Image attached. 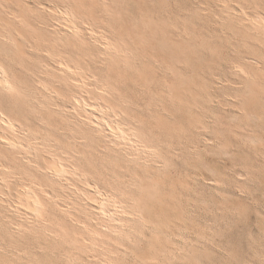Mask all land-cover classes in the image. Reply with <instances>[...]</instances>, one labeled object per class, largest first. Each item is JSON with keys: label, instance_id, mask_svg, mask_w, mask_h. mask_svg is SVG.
Segmentation results:
<instances>
[{"label": "rangeland", "instance_id": "374dc122", "mask_svg": "<svg viewBox=\"0 0 264 264\" xmlns=\"http://www.w3.org/2000/svg\"><path fill=\"white\" fill-rule=\"evenodd\" d=\"M191 1L193 2V5H196V7H201L196 8L191 4ZM191 1L0 0V64L4 65L10 77L12 76L11 78L18 90L17 93H15V95L13 96L12 94H9L7 91L0 88V111L3 112L6 116L14 118L18 130L22 133L24 138L26 137V139L28 140H34V142L38 139L36 141L37 144H40L39 146H42L41 148L44 149H40L39 152L42 150L40 153L38 152L40 156H34V158L32 157V164L30 162L29 164L28 161L26 162V159L24 161V157L22 155H19L18 152L8 149L0 139V190L6 188L4 189V191L0 192V214H3V216L0 215V264H63L64 261L67 262H64V264H73L72 262H69L65 257V253L68 252V254L73 255V252H71L73 246H71L70 242H68V240H64L65 243L63 242L62 244V242H60L62 245L59 246L60 243L57 244L56 239L54 240L53 237L46 234L45 230H40V232L39 229H36L34 227L33 229L32 227H29L30 225L26 226L27 224L24 223L27 222L25 220L28 219L27 216L29 215V210L26 208V206L24 207L20 204V201L22 200L21 198L24 195V185L27 183H37L42 185L43 188L46 187L44 189L49 194L52 192V195L50 194L51 196L47 197L50 199L46 200V214L48 215L46 216V218L48 219V223L50 221L51 225H49V227H52L51 229L55 230L54 224L56 219L63 220L70 228L74 226L73 222L69 221L71 212H68L69 209L65 210L67 209L66 206H68L69 204L71 206L70 200L72 201V198L76 199L75 201L77 203L79 202V206L76 207V209L74 208L76 210L75 212L78 213L76 215H79V218H82V215L84 213L81 211H83V208L86 206L88 207H86V210H88V212L90 213L92 212V214L95 215V213L93 212L94 209L90 208L92 207L91 203L89 205L88 201L87 205H85V197L82 198V195L80 197H77L80 194H77L78 191L75 192V190L73 188H70V186L64 187L63 185H59L60 183L62 184V182L58 181V183L54 177L48 175L49 173L45 168L46 166L42 165H47L48 163L45 161L42 162L44 154H55V149H61L62 144L67 145V148L69 147V149H66V147L64 146V148L62 145V149H65L68 152L73 151L76 156L74 162L80 164L82 167H85L90 172L91 177L89 176L90 178L88 179L92 181V184L96 183L98 187L101 185L99 189L103 191L106 190L105 192H107V190L112 185V187L108 190V192L111 193L110 191H112V189L119 188V186L123 183L125 186L122 184L123 186L121 185L118 191L124 192L125 195L127 194L126 196L128 200L135 199V201H137L138 203L142 205L144 204L143 206H145V210L143 211V216L146 220H148L147 222H145L142 216V218L139 217V222L141 221V224H139V222L136 223L135 227L137 234L135 233L130 238L132 240L128 239L130 236H128V238L125 237L126 239L124 238L123 240L116 238L114 239L111 237L108 238L109 236H106V239L108 238L106 240V243H109V240L112 239V242L114 240V242H116V244H118V246L121 248L116 245L118 247L117 249L115 245H110L113 244L111 240L109 244H106L105 242L99 243L98 241L95 247L88 248L87 252L84 251L85 253L82 252L83 255L81 254V252H79L80 254L78 252H74V256L77 255L76 259L80 255V258L78 257L79 259L76 260H79L78 264L81 262L86 264L88 261L92 262H88L89 264H97L98 262L100 264L102 261L105 264H111V262L113 264H264V127L260 126L261 123H254V121H249L248 119L245 120L247 118L245 117V112L247 110L248 103L246 99L247 93H245L244 91V85L247 80L242 74H238L234 68L236 64L242 63L244 61L243 56H241L238 53L239 50H237V48L241 50L243 47H238V44H236L237 46H235L237 48L233 47L235 45V42H233L232 39L229 38L228 35L230 34L226 33L225 31L223 32V34L220 33L219 30L222 29L223 24L221 22V11H219V7H221V4L218 0H204V3L206 4L204 5V7H206L207 10L202 7V0ZM238 1L239 0L234 1L235 5L241 2L242 5H247L245 2H243V0L241 2ZM255 1L259 2V0ZM206 2L211 3L208 4ZM260 2L264 3L263 0H260ZM199 3L202 5H199ZM201 8L204 9L202 10ZM52 9L53 12L55 11V13L52 12ZM195 9L197 10V12L195 11ZM205 10L206 12L204 13ZM220 10H223L222 7ZM60 12L62 13V15L65 14L64 16L66 18L62 16ZM68 12H71V16L73 17L72 19L71 16L68 17L70 15V13ZM195 12L198 18L195 15ZM57 13H59L61 17ZM199 13L204 15L200 16ZM67 14L68 16H66ZM216 14H218L219 17H217L218 15L216 16ZM207 15L209 16L208 18ZM63 17L64 20L68 19L69 22L72 21L73 24L77 27L78 32L76 34L72 30L68 29V31L66 29L70 28V23L68 24V21L62 20L61 18ZM201 17H205L206 19L202 20ZM197 20L200 21L199 24ZM209 20L211 23L213 22L212 26L214 27L209 24L210 22L207 23ZM202 21L203 23H205V25L201 24ZM217 22L218 24H216ZM63 25L68 27H65ZM202 25L207 26V28L203 27L204 29H201ZM195 27L196 29H194ZM210 27L212 28V33H209V29H211ZM183 28L186 29V31L183 30ZM214 29L215 33L213 34ZM203 30L205 31L203 32ZM90 31H92L93 33ZM162 31H164V35L162 34ZM207 32L210 35H213L210 37L209 34H206ZM186 33L187 36L184 35ZM218 33H220L221 35H218ZM182 35H184V39ZM207 35L209 37H207ZM20 36H22L23 38ZM194 36H196V38ZM206 37L208 39H211L208 40L206 39ZM203 39L205 41H203ZM15 40L17 42H15ZM192 40L194 41V44L196 43V45H193ZM228 40H230L231 42H229ZM210 41L212 43H210ZM172 43H174L173 46H171ZM219 43H223V45H221L220 47ZM205 44L209 45L207 46ZM202 45L204 48L202 47ZM106 46L108 49H110V52H108ZM206 46L207 50L205 51L204 49H206ZM222 46L224 47L222 48ZM213 47L216 49V52ZM208 48L211 49L209 50ZM220 48L222 49V51ZM225 48L228 49L226 50ZM120 49L121 51L123 49L126 52L122 51V53L121 51H119ZM183 49L185 51H182ZM113 50L116 51V54H118L116 55L115 52H112ZM202 50H204L203 52L206 53L207 56L206 54L204 55V53L202 54ZM190 52L192 54H189ZM123 54H125V56ZM208 54L212 55L209 56ZM5 55H7L8 57L6 56L5 58ZM220 55L222 57H220ZM223 56L227 58H223ZM201 57L203 60L199 59ZM204 58H206L207 60H204ZM61 60L62 63L64 62L65 64L60 65L59 63H61ZM217 60L222 61L219 62ZM223 60L225 63L223 62ZM226 60L229 61L226 63ZM234 60L236 61L234 62ZM201 61H203V63ZM225 64H227V68L226 66H224ZM73 65L74 68H72ZM60 66L62 67V69ZM207 66L208 68L210 67L208 69V73L207 70L205 71V69H207ZM222 66L225 67H223L224 70H222L223 68L221 69ZM40 67H43L44 71ZM68 67L71 70H69ZM60 69L62 71H60ZM50 70L52 72H50ZM213 71H218L220 73ZM13 72L16 74V77H14L15 74ZM221 72H224L223 75ZM210 73L213 74V76ZM210 76L211 78H209ZM216 76L218 78H215ZM67 77L68 79H66ZM212 77L214 78V80H212ZM78 79L82 81L84 80L86 86L83 88L78 86L76 84V80ZM86 79L88 80V82L86 81ZM182 79H184V81ZM219 79L221 82L218 81ZM228 79L231 84L233 81H235L238 85H236L234 82L236 86L234 84H232L231 86L228 81H225ZM49 80H51L52 82H49ZM225 82L229 84H226ZM209 84L212 85V87L209 86ZM240 84H243L244 87L242 88V85ZM40 85H42L44 88ZM104 86L107 89L105 93L106 95H104L103 92ZM107 86H109L110 89ZM69 90L73 92L71 93ZM220 90L223 91L221 92ZM111 91H113V93ZM240 91L243 93H241ZM79 92L82 93L80 94ZM55 93L56 95H53ZM67 93H69V95H72L68 97ZM73 93H76V97L82 96L84 95V93H86V97L84 98V100L87 109H84V107L78 105V103L76 104V97L75 95H73ZM101 93H103V96L101 95ZM62 94H65L67 96L65 97V95L63 96ZM109 94L110 96H108ZM223 94L225 95V99L219 98L223 97ZM226 95L228 96V99ZM237 95H239L241 98H239V96L238 98H236ZM123 96L125 97V99ZM233 96L234 98H231ZM39 99L41 101H39ZM73 99L75 102H73ZM88 99H94L95 101L92 100V102ZM122 99L124 101H122ZM36 100L38 103L36 102ZM67 100L70 103H68ZM33 101L35 102L33 103ZM230 101H232L233 103ZM62 102L64 104H62ZM59 103L61 105H59ZM93 103H95V105ZM52 105L55 107H52ZM87 105H91V107L92 105L94 106L91 108ZM242 105H245V112L242 111L244 108L242 107ZM262 105H264V103ZM25 106H27V108H25ZM96 106H98L99 108L97 107L98 109H96ZM232 106L239 108L235 109ZM18 107L19 109H17ZM57 107L61 109H57ZM212 107H215V110L210 109ZM224 107L227 108L224 109ZM20 108L22 109V111ZM108 108H110V112ZM222 108L223 110H221ZM91 109L93 111L95 109L96 112H93ZM100 109L103 112L100 111ZM98 110L100 111V113ZM24 111H26V114ZM242 112L244 113V115ZM34 113L38 116H34ZM93 113L97 115L93 116ZM236 113H238V116L240 115V118L235 116ZM100 114L102 115L101 118L99 117ZM116 114L118 115L116 116ZM71 115L73 117H71ZM74 115H77V119L74 118ZM79 115L88 118L91 123L87 122L84 117H82V119ZM88 115H91L90 117H93V119ZM233 115L238 119L240 123L237 122L235 118H233ZM97 116L99 118L94 119ZM230 116L233 120L230 118ZM111 118L113 119V121ZM38 119L41 121V123ZM44 119L46 120L45 122H43ZM101 120H103V124L101 123ZM240 120H243L242 123ZM94 122L96 123L93 125ZM111 122L120 125L122 123V126L125 130L130 129L129 132L135 131L134 133H136L139 131L136 134L137 140L135 143L137 146L134 145L133 147V145H131V147H133V151H128L127 148L123 146V149L121 147L117 149L120 151H117L115 149L120 144L117 145L116 141L112 138L113 132L111 133ZM136 122L139 124H143H141V126L139 125L140 127H138V124ZM72 123H74V126L72 125ZM250 123H252L253 127H256L254 132L258 131V141L254 140V142H263H260L258 144L259 148L258 145L254 142L252 144H255L257 147L250 145V141L252 140V138L249 137L250 135L248 134L250 130L246 128L247 124L248 128L251 126ZM97 124L98 126H100L97 127ZM109 126L111 127V129H109ZM26 127L30 128L31 131L25 129ZM134 128L138 129L134 130ZM259 128H261V130ZM228 129L230 131H235V133L232 132L230 134ZM26 130H28L29 132ZM99 130L101 133H103L100 134ZM144 130L146 133L144 132ZM67 131L69 132V134L67 133ZM0 132V134H13V132L9 131L1 123ZM26 132L28 133L26 134ZM94 132L95 134L97 132L99 134H97L96 136L95 134H93ZM101 136L105 137L102 138ZM104 138L106 139L104 140ZM71 139L72 141L70 142ZM79 139H82V141H79ZM51 141H54L55 143H51ZM137 141L144 143L147 148L150 147L151 149H153L150 154L148 152L149 155L144 154L145 149L147 148H145L142 143L138 144ZM60 142L62 144H60ZM227 142L229 144H227ZM111 143L115 145H109ZM70 144L71 146H68ZM132 144H134V141L132 142ZM140 144L143 147L140 146ZM233 144H235L234 146L236 149L234 148ZM106 145L107 147L109 146V148H111L107 149ZM103 146L104 148L106 147V149H103ZM112 146H114L115 148ZM158 146H160V148ZM137 147L141 149L144 148V152L140 150L141 152L139 151L138 153ZM224 147L226 148L228 153H222V150L225 151ZM227 147L230 152L228 151ZM100 149H103V152ZM255 149L258 150L256 151ZM104 150H106L107 152ZM234 150L235 153H233ZM124 151L127 152V155H125L126 152ZM134 151L138 155H135ZM153 152H155V154ZM16 153L18 154L16 155ZM229 153H231V156L229 155ZM128 154H133L135 156H128ZM140 154V157H142V159L144 160H141V158L139 157ZM156 155H159L157 156V158L160 161L154 160L156 158ZM256 155H258V158L256 157ZM145 156L146 158L148 157V159L150 158L149 160L152 159V162L150 161V163L149 160H145ZM128 157L130 160L129 163H131V165L128 164ZM136 157L138 161L135 159ZM37 158L38 160H40V162L37 160ZM131 158L133 164L131 162ZM15 160L17 161L15 162ZM221 160L223 161L221 162ZM141 161H143V163ZM125 163H127L128 165ZM158 163L161 165H159ZM39 164L40 166H42L41 168L40 166H37ZM125 165L128 168H126ZM167 165L168 167L166 168ZM97 166H99L98 169ZM20 167H23V170L25 171L22 172L23 170ZM9 168L10 170H7ZM121 168L125 171L122 172L120 170ZM45 169L47 172L44 171ZM107 169H109V174L108 171L106 172ZM98 170L101 172V174ZM102 170H105V174ZM9 171L11 172V174ZM127 171L130 174L125 175L127 174ZM94 172H96L97 174H95ZM143 172L145 174L144 178ZM239 174L242 175L243 178ZM99 175L100 177H102L100 178ZM138 177L140 178L136 179ZM3 178L5 179V181L2 180ZM110 178L113 179L111 180ZM135 179L136 181L132 182ZM118 180L119 182L122 181L121 184L118 183ZM23 181H26L27 183ZM117 183L119 184V186ZM157 184L158 186H156ZM131 185L135 186L136 188ZM60 188H62L63 190ZM121 188H124L125 190L123 189L122 191ZM137 188L140 193L142 192V194H139V192L136 193ZM126 189L128 191H126ZM129 190L131 193L129 192ZM19 193H22L20 194L21 196H19ZM134 194H137V196H135ZM128 196H130V198ZM61 197H63L66 202L63 201ZM51 199L52 201L49 203V200ZM144 199L146 202L144 201ZM62 203H64V205ZM18 204H20L19 206H21L19 207V209L16 208ZM59 206H63L62 208L65 209H62ZM22 207L23 209H21ZM13 209H15V211ZM58 209L60 210L58 211ZM50 210L54 212L52 213L50 212ZM63 210L65 212L67 211L68 213L66 212V215L60 214L61 211L62 213H64ZM22 212L23 216L25 215L24 217L22 216ZM56 212L60 215V218L58 214H55ZM12 213L14 215H12ZM54 215L56 219L54 218ZM49 216L52 217L50 218ZM144 222L146 224H144ZM13 224L15 226H13ZM19 225L20 227H18ZM19 228L21 231L18 230ZM27 228H30V232L27 230ZM14 230L18 232L16 233ZM34 230L35 232H33ZM26 231L29 233H27ZM19 232L21 234L23 232V236L19 234ZM25 233L27 235H25ZM37 233H39L38 235L41 234L40 237L38 236V239L37 236H35L37 235ZM42 235L44 237H42ZM47 235L49 237H47ZM27 238L29 239L27 240ZM42 238L43 241L41 240ZM48 238L51 239L49 240ZM35 239L40 242L39 244V242L37 241V244L39 246L35 244ZM52 240H54V245L52 243V246H50L51 242H53ZM119 240L122 242H120ZM29 241L30 243H32V245L34 243V247L37 246L35 247L36 251L34 250V248H32L33 246L28 243ZM27 243L29 244L31 251L30 248L27 247ZM55 243L56 247H59V250L61 252L56 251L57 248L55 247ZM66 243H69L67 245L71 246V249L67 247ZM104 244L106 246L109 245V249L111 247L108 252L114 253L116 252V249L117 252L120 253V255H118V253L116 252L115 254H112L111 257H108L109 254H106L107 247ZM103 245L106 247V250L104 249L105 247ZM14 246H16L17 248ZM18 246L20 247L18 248ZM46 246H49L50 248L55 247V249L52 248V251L51 249L50 251H48L49 247L47 248ZM62 246H66V249L63 248V251ZM38 248L39 250H37ZM44 248L46 249L47 253L45 252ZM101 248L103 250V252H101L104 256H102V253L100 252ZM40 249L41 252L44 249L42 253L40 252ZM11 251H13V253ZM17 251H23L25 254L23 252L22 253L24 255L28 254V257L20 255L21 253L19 254V256L18 254H16ZM53 252L55 255H53ZM29 253H34V255H36V258H40L41 260H37L34 255H32L33 259L32 256L30 259ZM97 253L98 255L100 254V256H98ZM59 254L62 256H60ZM94 254L95 259L93 257ZM113 255H115V258H113ZM96 256L100 257L98 261ZM19 257H22L23 259L21 260ZM87 257L88 259L91 258L95 260V262L91 259L88 260ZM34 258L38 262L40 261V263L34 261ZM154 258L156 261H153ZM19 259L21 263L20 261H18ZM82 259H84L85 261H81ZM103 262L101 264H103Z\"/></svg>", "mask_w": 264, "mask_h": 264}, {"label": "bare ground", "instance_id": "6f19581e", "mask_svg": "<svg viewBox=\"0 0 264 264\" xmlns=\"http://www.w3.org/2000/svg\"><path fill=\"white\" fill-rule=\"evenodd\" d=\"M191 1V0H190ZM203 1V6L202 7H204V5H206L204 2V0H202ZM207 1V0H206ZM212 1V0H211ZM214 1V0H213ZM217 1V0H216ZM215 1V2H216ZM219 2H220V4H221V7H222V9L223 10H220L221 9V7H219L220 9H219V11H221V15H222V20H221V22H222V29H220L219 31H220V33L221 34H223V32L225 31L226 33H228V34H230V35H228L229 36V38L230 39H232V41L233 42H235V45L233 46V47H235V46H237L236 44H238V47H243L241 50L239 49V48H237V47H235V48H237V50H239L238 51V53L241 55V56H243V58H244V61L242 62V63H238V64H236L235 66H234V68H235V70H236V72L239 74H242L244 77H245V79L247 80L246 82H245V89H244V91H245V93H247V97H246V99H247V103H248V107H247V110H246V112L244 111V109H245V105H242V107H244L243 108V110L242 111H244L245 113H246V116L245 117H247L245 120H249V121H254V123H261L260 124V126L261 127H264V105H262L263 103H264V3L262 2H260V0H259V2H256L255 0H253V1H251V0H243V2H245L247 5H242L241 3V1L242 0H239L238 2H241V3H237V5H235V0H218ZM247 1V2H246ZM251 1V2H250ZM258 1V0H257ZM264 1V0H263ZM175 2H177V1H175ZM182 2V1H181ZM187 2H188V0H187ZM192 2V1H191ZM214 2V3H215ZM237 2V1H236ZM172 3V2H171ZM206 3H208V2H206ZM211 3V2H210ZM210 3H208V4H210ZM180 4V3H179ZM192 5H193V2L191 3ZM212 4H213V2H212ZM174 5V4H173ZM172 5V6H173ZM191 5V6H192ZM199 5H202V4H200L199 3ZM239 5V6H238ZM187 6V5H186ZM193 6H195L196 7V5H193ZM215 6V5H214ZM69 7V6H68ZM201 7V6H200ZM200 7H196V8H200ZM217 7V6H216ZM169 8V7H168ZM172 8V7H171ZM177 8V7H176ZM188 8H191V7H188ZM205 9H206V7H204ZM204 8H201L202 10L204 9ZM68 9V8H67ZM181 9V8H180ZM194 9V8H193ZM215 9V8H214ZM51 10V9H50ZM49 10V11H50ZM56 10V9H55ZM69 10V9H68ZM184 10V9H183ZM185 10H186V8H185ZM207 10V9H206ZM206 10L204 11V13L206 12ZM67 11V10H66ZM71 11H73V10H71ZM189 11H191V10H189ZM189 11H187V12H189ZM194 11V10H193ZM195 11L197 12V10L195 9ZM219 11H218V14H219ZM52 12H53V9H52ZM58 12V11H57ZM169 12V11H168ZM183 12V11H182ZM196 12H195V15H196ZM198 12H199V9H198ZM203 12V11H202ZM201 12V13H202ZM13 13V12H12ZM53 13H55V11L53 12ZM61 13V12H60ZM68 13H70V15L68 16V14L66 15V16H68V17H70L71 16V12H68ZM189 13H191V12H189ZM57 14H59V13H57ZM56 14V15H57ZM169 14V13H168ZM200 14V13H199ZM198 14V15H199ZM218 14H216V16L218 15ZM18 15V14H17ZM61 15H62V13H61ZM61 15L59 14V16L61 17ZM65 15V14H64ZM64 15H62V16H64ZM146 15H147V13H146ZM174 15H175V13H174ZM185 15V14H184ZM202 14H200V16H201ZM204 15V14H203ZM202 15V16H203ZM11 16V15H10ZM173 16V15H172ZM197 16V15H196ZM65 17V16H64ZM64 17L63 18H61L62 20H64ZM146 17V16H145ZM206 17V16H205ZM203 18V17H201L202 18V20L204 19H206V18ZM209 16L207 15V18H208ZM217 17H219V15L217 16ZM19 18V17H18ZM66 18V17H65ZM73 17L71 16V19H72ZM189 18V17H188ZM193 18V17H192ZM197 18H198V16H197ZM211 18V17H210ZM209 18V19H210ZM213 18V17H212ZM216 18V17H215ZM194 19V18H193ZM78 20V19H77ZM177 20V19H176ZM182 20V19H181ZM211 20V19H210ZM210 20L207 22V23H209L210 22ZM215 20V19H214ZM64 21H68V24L70 23V28H66L67 30L69 29V30H72L75 34L78 32V30H77V27L73 24V22L71 21V22H69V20L68 19H65ZM183 21H185V20H183ZM198 21V20H197ZM207 21V20H206ZM63 22V21H62ZM205 22V21H204ZM67 23V22H66ZM200 23V21H198V24ZM207 23H206V25H207ZM213 23V22H212ZM211 22L209 23V24H211V26L213 25ZM215 23V22H214ZM220 23V22H219ZM201 24H204L205 25V23H203V21H202V23ZM200 24V25H201ZM216 24H218V22L216 23ZM216 24H214V25H216ZM59 25H62V24H59ZM78 25V24H77ZM84 25H86V24H84ZM63 26H65V25H63ZM185 26V25H184ZM209 26V25H208ZM60 27V26H59ZM65 27H68V26H65ZM64 27V28H65ZM84 27V26H83ZM200 27V26H199ZM203 27H206L207 28V26H203L202 25V27H201V29L203 28ZM212 27H214V26H212ZM26 28V27H25ZM53 28V27H52ZM185 28V27H184ZM183 28V30H185L186 31V29H184ZM209 28V27H208ZM211 28V27H210ZM220 28V27H219ZM29 29V28H28ZM194 29H196V27L194 28ZM204 29V28H203ZM68 30V31H69ZM173 30V29H172ZM174 30H175V28H174ZM206 30V29H205ZM205 30H203V32L205 31ZM212 28L211 29H209V33L211 32L212 33ZM56 31V30H55ZM93 31V30H92ZM92 31H90V32H92ZM184 31V32H185ZM218 31V32H219ZM71 32V31H70ZM163 32L164 31H162V34H163ZM183 32V33H184ZM193 32H195V31H193ZM61 33V32H60ZM72 33V32H71ZM93 33V32H92ZM208 32L206 33V34H209ZM215 33V29L213 30V34ZM220 33H218V35L220 34ZM15 34V33H14ZM19 34V33H18ZM74 34V35H75ZM82 34V33H81ZM99 34V33H98ZM179 34V33H178ZM177 34V35H178ZM212 34V35H213ZM220 34V35H221ZM20 35V34H19ZM100 35V34H99ZM164 35V34H163ZM180 35V34H179ZM184 35H186L187 36V33L186 34H184ZM184 35H182L183 36V39H184ZM193 35H194V33H193ZM212 35H210L209 34V36L211 37ZM216 35V34H215ZM69 36V35H68ZM162 36V35H161ZM185 36V37H186ZM200 36V35H199ZM208 35H207V37H209ZM224 36V35H223ZM20 37H22V36H20ZM98 37H100V36H98ZM165 37V36H164ZM189 37V36H188ZM195 38H196V36H194ZM206 37V39H208ZM23 38V37H22ZM162 38V37H161ZM201 38V37H200ZM6 39H7V37H6ZM36 39V38H35ZM209 39H211V38H209ZM208 39V40H209ZM214 39V38H213ZM227 39V38H226ZM109 40V39H108ZM215 40V39H214ZM219 40V39H218ZM217 40V41H218ZM9 41V40H8ZM24 41V40H23ZM40 41H41V39H40ZM105 41V40H104ZM203 41H205L204 39H203ZM216 41V40H215ZM229 42H231L230 40H228ZM11 42V41H10ZM15 42H17L16 40H15ZM165 42V41H164ZM192 42H193V45H196V43L194 44V41L192 40ZM218 42H220V41H218ZM139 43V42H138ZM163 43V42H162ZM168 43V42H167ZM184 43H185V41H184ZM210 43H212L211 41H210ZM214 43H217V42H214ZM221 43V42H220ZM219 43V44H220ZM224 43V42H223ZM223 43L222 44H220V47H221V45H223ZM27 44V43H26ZM33 44V43H32ZM110 44V43H109ZM166 44V43H165ZM173 44L174 43H172L171 44V46H173ZM202 44H204V43H202ZM225 44V43H224ZM231 44V43H230ZM117 45V44H116ZM179 45V44H178ZM181 45V44H180ZM183 45V44H182ZM205 45H209V44H205ZM204 45V46H205ZM215 45H217V44H215ZM107 46H110V45H107ZM107 46H106V48H107ZM112 46V45H111ZM165 46V45H164ZM189 46V45H188ZM207 46H206V49H204L205 51L207 50ZM224 46H226V45H224ZM224 46H222V48L224 47ZM18 47V46H17ZM36 47V46H35ZM202 47H203V45H202ZM212 47V46H211ZM217 47V46H216ZM229 47H231V46H229ZM232 47V48H233ZM105 48V47H104ZM103 48V49H104ZM105 48V49H106ZM110 48V47H109ZM200 48V47H199ZM204 48V47H203ZM214 48V47H213ZM212 48V49H213ZM17 49V48H16ZM20 49V48H19ZM33 49V48H32ZM32 49H28V50H32ZM188 49H189V47H188ZM198 49V48H197ZM209 50L211 49V48H208ZM215 49V48H214ZM218 49V48H217ZM221 49V48H220ZM226 49V48H225ZM228 49V48H227ZM226 49V50H227ZM37 50V49H36ZM38 50H39V47H38ZM37 50V51H38ZM107 50H108V52H110V49H108L107 48ZM201 50V49H200ZM199 50V51H200ZM204 50H202V54L204 53L203 51ZM16 51H18V50H16ZM35 51V50H34ZM119 51H121V49L119 50ZM122 51L123 52H126L125 50H123L122 49ZM121 51V52H122ZM136 51V50H135ZM182 51H185L184 49L182 50ZM181 51V52H182ZM221 51H222V49H221ZM220 51V52H221ZM228 51H230V50H228ZM232 51V50H231ZM234 51V50H233ZM8 52V51H7ZM31 52V51H30ZM105 52V51H104ZM112 52H115V54H116V51H112ZM118 52V51H117ZM120 52V53H121ZM122 52V53H123ZM172 52V51H171ZM198 52V51H197ZM215 52H216V49H215ZM225 52V51H224ZM200 53V52H199ZM207 53H211V52H207ZM8 54V53H7ZM11 54V53H10ZM110 54V53H109ZM118 54V53H117ZM116 54V55H117ZM189 54H192L191 52L189 53ZM206 53H204V55H205ZM13 55V54H12ZM12 55H11V57H12ZM16 55V54H15ZM103 55V54H102ZM122 55V54H121ZM124 56H125V54H123ZM127 55V54H126ZM136 55V54H135ZM186 55V54H185ZM194 55V54H193ZM196 55V54H195ZM209 55V54H208ZM212 55V54H211ZM211 55H209V56H211ZM222 55V54H221ZM220 55V57H222ZM228 55V54H227ZM230 55V54H229ZM6 56L7 55H5V58H6ZM203 56V55H202ZM206 56H207V54H206ZM8 57V56H7ZM106 57V56H105ZM113 57V56H112ZM140 57V56H139ZM204 57V56H203ZM229 57V56H228ZM232 57V56H231ZM231 57H230V59H231ZM208 58V57H207ZM223 58H227V57H225V56H223ZM8 59V58H7ZM16 59V58H15ZM199 59H202V57L201 58H199ZM206 58H204V60H205ZM233 59V58H232ZM239 59H240V57H239ZM21 60H22V58H21ZM109 60V59H108ZM110 60H111V58H110ZM170 60V59H169ZM188 60V59H187ZM186 60V61H187ZM203 60V59H202ZM207 60V59H206ZM237 60H238V58H237ZM11 61V60H10ZM16 61V60H15ZM217 61H219V60H217ZM222 61V60H221ZM221 61H219V62H221ZM229 61V60H228ZM227 60H226V63L228 62ZM236 60H234V62H235ZM240 61V60H239ZM17 62V61H16ZM61 63H59L60 65L62 64H65L64 62L62 63V60L60 61ZM188 62V61H187ZM197 62V61H196ZM199 62V61H198ZM202 63H203V61H201ZM223 62H224V60H223ZM233 62V61H232ZM231 62V63H232ZM86 63V62H85ZM93 63V62H92ZM121 63V62H120ZM225 63V62H224ZM237 63V62H236ZM16 64V63H15ZM206 64V63H205ZM233 64H235V63H233ZM57 65V64H56ZM82 65V64H81ZM125 65V64H124ZM223 65V64H222ZM227 64H225L224 66H226ZM229 65V64H228ZM231 65V64H230ZM15 66H17V65H15ZM47 66V65H46ZM219 66V65H218ZM224 66H222L221 67V69L224 67ZM61 67V66H60ZM212 67H213V65H212ZM216 67V66H215ZM41 68V67H40ZM48 68V67H47ZM53 68V67H52ZM55 68V67H54ZM57 68V67H56ZM72 68H74V65H73V67ZM78 68H79V66H78ZM210 68V67H209ZM208 66H207V69H205V71L207 70V73H208ZM225 68V67H224ZM224 68L222 69V70H224ZM226 68H227V66H226ZM228 68H229V66H228ZM15 69V68H14ZM42 70H43V67L41 68ZM58 69V68H57ZM61 69H62V67H61ZM60 69V71H62ZM67 69V68H66ZM68 69H69V67H68ZM67 69V70H68ZM212 69V68H211ZM210 69V70H211ZM219 69V68H218ZM16 70V69H15ZM18 70V69H17ZM49 70V69H48ZM69 70H71V69H69ZM73 70V69H72ZM77 70V69H76ZM79 70H80V68H79ZM202 70V69H201ZM210 70H209V72H210ZM213 70V69H212ZM227 70H229V69H227ZM233 70V69H232ZM22 71V70H21ZM44 71V70H43ZM219 71H221V70H219ZM231 71V70H230ZM234 71V70H233ZM50 72H52L51 70H50ZM55 72V71H54ZM59 72V71H58ZM84 72V71H83ZM212 72V71H211ZM213 72H217V73H220V72H218V71H213ZM226 72V71H225ZM235 72V71H234ZM14 73V72H13ZM18 73V72H17ZM21 73V72H20ZM66 73V72H65ZM67 73H68V71H67ZM70 73V72H69ZM71 73H73V72H71ZM87 73V72H86ZM222 73V75H223V73L224 72H221ZM227 73H228V71H227ZM15 74V73H14ZM91 74V73H90ZM204 74V73H203ZM211 74V73H210ZM214 74H216V73H214ZM233 74H235V73H233ZM89 75V74H88ZM208 75V74H207ZM212 76H213V74H211ZM231 75V74H230ZM14 76V75H13ZM95 76V75H94ZM232 76H234V75H232ZM12 77V76H11ZM10 77V75H9V73H8V71L6 70V68H5V66L4 65H1L0 64V88H2L3 90H5V91H7L9 94H12L13 96L15 95V93H17V87L15 86V84H14V82H13V80H12V78ZM14 77H16V74H15V76ZM33 77V76H32ZM75 77V76H74ZM137 77V76H136ZM195 77V76H194ZM208 77V76H207ZM236 77V76H235ZM34 78V77H33ZM52 78H53V76H52ZM91 78V77H90ZM209 78H211V76L209 77ZM213 78V77H212ZM215 78H218L217 76L215 77ZM220 78V77H219ZM47 79V78H46ZM66 79H68V77L66 78ZM71 79V78H70ZM82 79V78H81ZM206 79V78H205ZM35 80V79H34ZM59 80V79H58ZM78 80H80V79H78ZM78 80H76V84L78 85V86H80V87H85L86 86V84H85V82H84V80L82 81V80H80V81H78ZM183 81H184V79H182ZM212 80H214V78L212 79ZM216 80V79H215ZM231 80V79H230ZM51 80H49V82H50ZM70 81V80H69ZM72 81V80H71ZM86 81L88 82V80L86 79ZM135 81H137V80H135ZM219 82H221L220 81V79L218 80ZM225 81H228L229 83H230V81H229V79L228 80H225ZM241 81H242V79H241ZM35 82V81H34ZM52 82V81H51ZM54 82H57V81H54ZM60 82V81H59ZM58 82V83H59ZM62 82V81H61ZM67 82V81H66ZM211 82V81H210ZM224 82V81H223ZM234 82L235 81H233L232 82V84H234ZM69 83V82H68ZM72 83V82H71ZM75 83V82H74ZM73 83V84H74ZM90 83V82H89ZM212 83V82H211ZM213 83H215V82H213ZM226 83V82H225ZM229 83H226V84H229ZM242 83V82H241ZM41 84V83H40ZM65 84V83H64ZM73 84H71V85H73ZM75 84V85H76ZM219 84H223V83H219ZM232 84L230 83V85L232 86ZM235 84H236V82H235ZM234 84V85H235ZM24 85H25V83H24ZM23 85V86H24ZM48 85H49V83H48ZM51 85V84H50ZM57 85V84H56ZM59 85V84H58ZM63 85V84H62ZM217 85V84H216ZM236 85H238V84H236ZM235 85V86H236ZM240 85H242L241 87L243 88L244 86H243V84H240ZM41 87H43L42 85H40ZM106 86V85H105ZM105 86H104V88H103V92H104V95H106L105 93H106V91H107V89L105 88ZM209 86H211L212 87V85H210L209 84ZM214 86V85H213ZM220 86H222V85H220ZM228 86V85H227ZM46 87V86H45ZM63 87V86H62ZM89 87V86H88ZM107 87H109V86H107ZM44 88V87H43ZM55 88V87H54ZM59 88V87H58ZM57 88V89H58ZM61 88V87H60ZM79 88V87H78ZM101 88V89H102ZM218 88V87H217ZM229 88V87H228ZM239 88H240V86H239ZM241 88V89H242ZM76 89H77V87H76ZM80 89V88H79ZM100 89V88H99ZM109 89H110V87H109ZM235 89V88H234ZM53 90H55V89H53ZM114 90H115V88H114ZM212 90H213V88H212ZM39 91V90H38ZM70 91V90H69ZM82 91V90H81ZM102 91V90H101ZM221 92L223 91V90H220ZM225 91V90H224ZM227 91V90H226ZM231 91V90H230ZM241 91H243V90H241ZM240 91V92H241ZM41 92V91H40ZM47 92H48V90H47ZM64 92V91H63ZM71 92V91H70ZM73 92V91H72ZM71 92V93H72ZM78 92V91H77ZM100 92V91H99ZM112 93H113V91H111ZM233 92V91H232ZM239 92V91H238ZM35 93V92H34ZM57 93V92H56ZM56 93L55 94H53V95H56ZM59 93V92H58ZM80 93V92H79ZM82 93V92H81ZM80 93V94H81ZM89 93V92H88ZM109 93V92H108ZM115 93H117V92H115ZM226 93V92H225ZM224 93V94H225ZM228 93V92H227ZM241 93H243V92H241ZM68 94V97L69 96H71V95H69V93H67ZM76 94V93H75ZM74 93H73V95H75ZM86 93H84V95H82V96H77L76 97V95H75V97H76V104L78 103V105H80V106H82V107H84V109L86 108L87 109V107H86V103H85V100H84V98L86 97V95H85ZM218 94V93H217ZM223 94V95H224ZM52 95V94H51ZM61 95V94H60ZM63 95V94H62ZM65 95V94H64ZM63 95V96H64ZM101 95L103 96V93H101ZM100 95V96H101ZM118 95H120V94H118ZM228 95V94H227ZM226 95V96H227ZM67 95H65V97H66ZM108 96H110V94L108 95ZM116 96V95H115ZM204 96V95H203ZM209 96V95H208ZM207 96V97H208ZM238 96L239 95H237V97L236 98H238ZM124 97V96H123ZM21 98H23V97H21ZM43 98V97H42ZM102 98H104V97H102ZM118 98H121V97H118ZM219 98H224L225 99V95L223 96V97H219ZM230 98V97H229ZM231 98H234V96L233 97H231ZM239 98H241L240 96H239ZM32 99V98H31ZM65 99V98H64ZM95 99V98H94ZM94 99H88V100H90V101H92V100H94ZM97 99V98H96ZM124 99H125V97H124ZM218 99V98H217ZM227 99H228V96H227ZM243 99V98H242ZM87 100V101H88ZM119 100V99H118ZM127 100V99H126ZM196 100V99H195ZM215 100V99H214ZM234 100H236V99H234ZM39 101H41L40 99H39ZM95 101V100H94ZM122 101H124L123 99H122ZM224 101V100H223ZM35 101H33V103H34ZM36 102H37V100H36ZM44 102V101H43ZM67 102H68V100H67ZM73 102H75L74 101V99H73ZM93 102V101H92ZM97 102V101H96ZM100 102V101H99ZM98 102V103H99ZM230 102H232V101H230ZM240 102V101H239ZM242 102V101H241ZM38 103V102H37ZM68 103H70V102H68ZM103 103V102H102ZM233 103V102H232ZM235 103V102H234ZM246 103V104H247ZM62 104H64L63 102H62ZM73 104V103H72ZM94 105H95V103H93ZM114 104V103H113ZM112 104V105H113ZM123 104V103H122ZM213 104V103H212ZM215 104V103H214ZM239 104V103H238ZM6 105V104H5ZM50 105V104H49ZM59 105H61L60 103H59ZM94 105H92V107L94 106ZM98 105V104H97ZM229 105V104H228ZM235 105V104H234ZM56 106H57V104H56ZM88 106V105H87ZM107 106V105H106ZM209 106V105H208ZM212 106H214V105H212ZM223 106H227V105H223ZM17 107V106H16ZM32 107V106H31ZM52 107H55V106H53L52 105ZM88 107H91V105H89ZM91 107V108H92ZM98 106H96V109H98L97 108ZM100 107H101V105H100ZM115 107V106H114ZM120 107V106H119ZM132 107V106H131ZM230 107V106H229ZM233 107V106H232ZM25 108H27V106H25ZM79 108V107H78ZM95 108V107H94ZM117 108H118V106H117ZM225 108H227V107H224V109ZM233 108H235V109H237V108H239V107H233ZM17 109H19V107L17 108ZM21 109V108H20ZM24 109V108H23ZM57 109H61V108H58L57 107ZM69 109H70V107H69ZM72 109V108H71ZM80 109H81V107H80ZM90 109V108H89ZM102 109V108H101ZM100 109V111H102ZM110 108H108V110H109ZM210 109H214L215 110V107L213 108H210ZM66 110V109H65ZM92 110V109H91ZM107 110V109H106ZM106 110H105V112H106ZM119 110V109H118ZM214 110H212V111H214ZM216 110H218V109H216ZM221 110H223V108L221 109ZM240 110H241V108H240ZM240 110H238V111H240ZM21 111H22V109H21ZM56 111V110H55ZM71 111V110H70ZM85 111V110H84ZM93 111V110H92ZM94 111H95V109H94ZM93 111V112H94ZM99 111V110H98ZM100 111H99V113H100ZM121 111H122V108H121ZM231 111V110H230ZM25 112V114H26V111H24ZM23 112V113H24ZM34 112V111H33ZM32 112V113H33ZM58 112H61V111H58ZM68 112V111H67ZM77 112V111H76ZM79 112V111H78ZM81 112V111H80ZM96 112V111H95ZM103 112V111H102ZM109 112H110V110H109ZM113 112H114V110H113ZM120 112V111H119ZM218 112V111H217ZM234 112V111H233ZM237 112V111H236ZM18 113V112H17ZM28 113V112H27ZM65 113V112H64ZM88 113V112H87ZM89 113H90V110H89ZM214 113V112H213ZM243 113V112H242ZM66 114V113H65ZM111 114H112V111H111ZM114 114V113H113ZM232 114H235V113H232ZM232 114H230V115H232ZM64 115V114H63ZM70 115V114H69ZM87 115V114H86ZM96 116L97 114H94L93 113V116ZM99 115V114H98ZM118 114H116V116H117ZM124 115V114H123ZM243 115H244V113H243ZM34 116H38V115H35V113H34ZM75 116V115H74ZM80 116V115H79ZM78 116V117H79ZM89 116V115H88ZM91 116V115H90ZM89 116V117H90ZM101 114H100V118H101ZM235 116H237L238 118H240L239 116H238V113H236V115ZM71 117H73L72 115H71ZM77 117V115L74 117V118H76ZM81 118L82 117H84V116H80ZM98 116L96 117V118H94V119H97V118H99ZM123 117V116H122ZM29 118V117H28ZM33 118H35V117H33ZM61 118V117H60ZM85 118V117H84ZM90 118H92L93 119V117H90ZM116 118V117H115ZM114 118V119H115ZM230 118L232 119V117L230 116ZM233 118H235L236 120H237V122H239L238 121V119L236 118V117H234V115H233ZM27 119V118H26ZM31 119V118H30ZM57 119V118H56ZM68 119V118H67ZM70 119H72V118H70ZM77 119V118H76ZM76 119H73V120H76ZM83 119V118H82ZM112 119V118H111ZM123 119V118H122ZM18 120V119H17ZM39 120V119H38ZM58 120V119H57ZM85 120H87V122H89V123H91L89 120H88V118H85ZM98 120H100V119H98ZM108 120V119H107ZM106 120V121H107ZM233 120V119H232ZM28 121V120H27ZM40 121V120H39ZM46 120L44 119L43 120V122H45ZM64 121V120H63ZM66 121H68V120H66ZM94 121V120H93ZM112 121H113V119H112ZM122 121V120H121ZM138 121V120H137ZM241 121V123H242V121L243 120H240ZM70 122V121H69ZM100 122V121H99ZM103 122V120H101V123ZM114 122H116V121H114ZM236 122V123H237ZM0 123L4 126V127H6L9 131H11V132H13V134L12 135H7V134H5V133H3V134H0V139H1V142L8 148V149H10L11 151H15V152H18L19 153V155H22L23 157H24V161H25V159H26V162L28 161V163L30 162H32V159L34 158V156H40V152L42 151H40L39 152V150L40 149H43V148H41L39 145L40 144H37V140L34 142V140L32 141V140H28V139H26V137L24 138V136L22 135V133L18 130V127H17V124H16V121L14 120V118H12V117H10V116H6L3 112H1L0 111ZM40 123H41V121H40ZM77 123V122H76ZM79 123V122H78ZM85 123H86V121H85ZM88 123V124H89ZM96 122H94L93 123V125L95 124ZM98 123V122H97ZM100 123V124H101ZM106 123V122H105ZM104 123V124H105ZM108 123V122H107ZM112 123V122H111ZM118 123V122H117ZM120 123V122H119ZM124 123V122H123ZM126 123V122H125ZM134 123V122H133ZM137 123V122H136ZM136 123H135V125H136ZM229 123H231V122H229ZM240 123V122H239ZM243 123H245V122H243ZM37 124H38V122H37ZM36 124V125H37ZM45 124V123H44ZM44 124H42V125H44ZM74 123H72V125H73ZM103 124V123H102ZM113 124H115V123H112V129H111V127L109 126V129H111V133H112V135H113V139L116 141V143H117V145L118 144H120L117 148H115L114 146H112V147H114L116 150L117 149H119V147H121L122 148V146L123 147H126L127 148V150L129 151H131L132 149H133V147H134V145H136V140H137V138H136V134L139 132H136V133H134V132H129V130L127 129V127H126V129L128 130H125L124 129V127L122 126L123 124L121 123V125L120 124H115V125H113ZM138 124V127H140L141 126V124H143V123H141V124H139V123H137ZM251 124V126L248 128L247 126H248V124L246 125V128L247 129H249L250 130V132H248V134L250 135L249 137H251L252 138V140L249 142L250 143V145H253V146H256L255 144H259L261 141H259V143H257V142H254V140L255 141H258L257 139H258V131L257 132H254L255 131V128L256 127H253L252 126V123H250ZM47 125V124H46ZM90 125H92V124H90ZM134 125V126H135ZM140 125V126H139ZM74 126V125H73ZM87 126V125H86ZM97 127H99L98 126V124L96 125ZM127 126V125H126ZM58 127H60V126H58ZM82 127H85V126H82ZM90 127V126H89ZM108 127V126H107ZM129 127V126H128ZM75 128V127H74ZM229 128V127H228ZM21 129V128H20ZM25 129H28V130H30V128H25ZM57 129V128H56ZM69 129V128H68ZM100 129V128H99ZM102 129V128H101ZM136 128H134V130H135ZM138 129V128H137ZM136 129V130H137ZM260 130H261V128H259ZM28 130H26V131H28ZM58 130V129H57ZM88 130V129H87ZM131 130H133V129H131ZM205 130V129H204ZM233 130V129H232ZM31 131V130H30ZM64 131V130H63ZM70 131V130H69ZM71 131H73V130H71ZM81 131V130H80ZM94 131V130H93ZM228 131L230 132V134L233 132V133H235V131H230L229 129H228ZM25 132V131H24ZM29 132V131H28ZM28 132H26V134L28 133ZM57 132V131H56ZM60 132V131H59ZM66 132V131H65ZM144 132H145V130H144ZM242 132V131H241ZM1 133V132H0ZM34 133V132H33ZM36 133V132H35ZM58 133V132H57ZM67 133L69 134V132L67 131ZM72 133V132H71ZM76 133V132H75ZM99 133L100 134H102L101 132H100V130H99ZM98 132L95 134V132L93 133V134H95L96 136H97V134H99ZM141 133V132H140ZM146 133V132H145ZM202 133V132H201ZM32 134V133H31ZM59 134V133H58ZM261 134V133H260ZM63 135H64V133H63ZM76 135V134H75ZM87 135V134H86ZM111 135V134H110ZM242 135H243V133H242ZM62 136V135H61ZM68 136V135H67ZM108 136V135H107ZM140 136V135H139ZM142 136H144V135H142ZM240 136V135H239ZM46 137V136H45ZM64 137V136H63ZM78 137H80V136H78ZM95 137V136H94ZM102 137V136H101ZM103 137H105V136H103ZM102 137V138H103ZM247 137V136H246ZM32 138V137H31ZM101 138V139H102ZM259 138H260V136H259ZM41 139V138H40ZM53 139V138H52ZM78 139V138H77ZM106 138H104V140H105ZM205 139H207V138H205ZM247 139V138H246ZM103 140V139H102ZM153 140V139H152ZM232 140V139H231ZM249 140V139H248ZM260 140H261V138H260ZM42 141V140H41ZM72 141V139L70 140V142ZM77 141V140H76ZM79 141H82V139L80 140L79 139ZM88 141V140H87ZM112 141V140H111ZM134 141V144H132V142ZM206 141V140H205ZM262 141H263V138H262ZM44 142H46V141H44ZM114 142V141H113ZM138 142V141H137ZM144 142H146V141H144ZM155 142V141H154ZM226 142V141H225ZM244 142H245V140H244ZM255 143V144H252V143ZM51 143H55L54 141L52 142L51 141ZM65 143V142H64ZM92 143V142H91ZM94 143V142H93ZM115 143V142H114ZM139 143H142V142H138V144ZM206 143V142H205ZM231 143H232V141H231ZM261 143H263V142H261ZM59 144V143H58ZM60 144H62L61 142H60ZM69 144V143H68ZM143 144V146H145V148H147L146 147V145H144V143H142ZM149 144H150V142H149ZM227 144H229L228 142H227ZM264 144V143H263ZM63 145V147L65 146H67V145H65V144H62ZM62 145H61V149H58V150H56L55 149V154L54 153H51V154H44V157H43V161L42 162H48L47 163V165H44V164H42L43 166H46L45 168L47 169V171H48V175H51L52 177H54L55 178V180H57V182L58 181H61L62 182V184L60 183L59 185H63L64 187H67V186H70V188H73L74 190H75V192H77V194H80L79 196H77V197H80L81 195L83 196L82 198H84L85 197V199H86V203H85V205H87V202L89 201V205H90V203H91V206L92 207H90V208H93L94 209V213H95V215L94 214H92V212L90 213V212H88V210H86V207H84L83 209V211H81V212H83L82 214H80V215H82V218H79L76 214H78V213H76L75 211V209H76V207H78L79 206V202L77 203L75 200L76 199H74V198H72V201L70 200V202H71V206H70V204L68 205V206H66L67 207V209H65V208H62L61 206H59V207H61L62 209H65V210H68V212H71L70 214H71V217H70V220L69 221H71V222H73V227L72 228H70L69 226H67L66 225V222H64L63 220H58V219H56L55 218V215H54V218L56 219L55 220V230H53V229H51L52 227H49V225H51L50 224V221H49V223H48V219L46 218V216H48L47 214H46V211H47V208H46V200H48V199H50V198H47V197H50L52 194V192L49 194L44 188H46V187H42V185H40V184H37V183H27L26 181H23V182H26L27 184H25L24 185V190H23V197L21 198L22 200L20 201V204L22 205V206H26V208L29 210L28 211V213H29V215H31V216H27V220H25V221H27L26 223H24V224H27L26 226H29V227H34V228H36V229H39V231L40 230H45L46 232V234H48L49 236H51V237H53V239L55 240L56 239V243L58 244V243H60V242H62V244H63V242H64V240H68V242H70V244H71V246H73V249L71 250V252H73V255H71V254H68V253H65V257L68 259V261L69 262H72L73 264H78V261H76L77 259H79L80 258V255L77 257V259H76V256H74V252H81V254H82V252H84V251H88V248H93V247H95V245H96V243L99 241V243H102V242H105L106 243V240L108 239V238H116V239H121V240H123L125 237L126 238H128V236H130L128 239L129 240H132V239H130L135 233H136V227H135V225H136V223L137 222H139V220H140V218H142L143 217V219H144V221L145 222H147L148 220H146L145 219V217L143 216V211L145 210V206H143L142 204H140V203H138L137 201H135V199H130V200H128V198H127V194L125 195L124 194V192H119L118 191V189L120 188V186L123 184H121V182L123 181L122 179V181L121 182H119V180H120V178H119V180H118V183H120L121 185L119 186V184H118V186H119V188H117V189H112V191H110L111 193H109L108 192V190L112 187V185H111V187L108 189L107 187V192H105V191H103V190H101V189H99L100 188V186L98 187L97 185H96V183L94 184H92V181H90V179H88V178H90L91 176H90V172L85 168V167H82L80 164H78V163H76V162H74L75 161V159H76V156H75V154L73 153V151H70V152H68V151H66L65 149H62ZM109 145H115V144H113V143H111V144H109ZM131 145H133V147H131ZM152 145V144H151ZM154 145V144H153ZM235 144H233V146H234ZM53 146V145H52ZM68 146H71V144L70 145H68ZM97 146V145H96ZM137 146V145H136ZM140 146H142L141 144H140ZM140 146H138V147H140ZM142 146V147H143ZM149 146V145H148ZM238 146V145H237ZM248 146V145H247ZM43 147H45V146H43ZM59 147H60V145H59ZM64 147V148H65ZM106 147H107V145H106ZM106 147L104 148V146H103V149H106ZM137 147V148H138ZM156 147V146H155ZM159 148H160V146H158ZM257 147V146H256ZM55 148V147H54ZM53 148V149H54ZM100 148V147H99ZM109 148V146L107 147V149ZM111 148V147H110ZM109 148V149H110ZM120 148V149H121ZM125 148V149H126ZM225 148V147H224ZM234 148H235V146H234ZM252 148H254V147H252ZM258 148H259V145H258ZM262 148H263V146H262ZM53 149H51V150H53ZM66 149H69V147L67 148L66 147ZM87 149V148H86ZM102 149V150H103ZM114 149V150H115ZM123 149V148H122ZM124 149V150H125ZM136 149V148H135ZM144 149V148H143ZM143 149H141V148H138V153H139V151L140 150H142L143 151ZM220 149V148H219ZM227 149H228V147H227ZM236 149V148H235ZM242 149V148H241ZM44 150V149H43ZM50 150V149H49ZM101 150V149H100ZM101 150V151H102ZM112 150V149H111ZM126 150V151H127ZM153 149H151L150 147L149 148H147V149H145V152H144V154L146 155V154H148V152H149V154H150V152L152 151ZM221 150V149H220ZM240 150V149H239ZM256 150V149H255ZM258 150V149H257ZM256 150V151H257ZM104 151H106V150H104ZM117 151H120V150H117ZM116 151V152H117ZM126 151H124V152H126ZM127 151V152H128ZM133 151V150H132ZM228 151H229V149H228ZM253 151V150H252ZM39 152V153H38ZM103 152V151H102ZM107 152V151H106ZM112 152V151H111ZM122 152V151H121ZM127 152H126V154L125 155H127ZM141 152V151H140ZM226 153L227 152V150H226V148H225V151H223L222 150V153ZM230 152V151H229ZM250 152V151H249ZM18 153H16V155L18 154ZM43 153V152H42ZM41 153V154H42ZM95 153H96V151H95ZM129 153V152H128ZM131 153V152H130ZM154 154H155V152H153ZM158 153V152H157ZM228 153V152H227ZM232 153V152H231ZM231 153H229V155L231 156ZM233 153H235V150L233 151ZM232 153V154H233ZM237 153V152H236ZM241 153H243V152H241ZM258 153H260V152H258ZM3 154V153H2ZM104 154V153H103ZM113 154H116V153H113ZM118 154V153H117ZM134 154L136 155L137 153H135V151H134ZM148 154V155H149ZM160 154V153H159ZM90 155V154H89ZM129 155H133V154H128V156ZM135 155H133V156H135ZM138 155V154H137ZM152 155V154H151ZM163 155V154H162ZM130 156V157H131ZM141 156V154L139 155V157ZM157 156H159V155H156L155 157L157 158ZM224 156V155H223ZM228 156V155H227ZM258 155H256V157H257ZM33 157V158H32ZM90 157V156H89ZM111 157H112V155H111ZM115 157H116V155H115ZM150 157V156H149ZM162 157V156H161ZM247 157V156H246ZM15 158V157H14ZM22 158V157H21ZM32 158V159H31ZM39 158V157H38ZM38 158H37V160H38ZM121 158H122V156H121ZM123 158H124V156H123ZM141 158V160H144V159H142V157H140ZM144 158V157H143ZM145 158H146V156H145ZM152 158V157H151ZM154 159V157H153V159L154 160H159L158 158L157 159ZM232 158V157H231ZM258 158V157H257ZM263 158V157H262ZM3 159V158H2ZM16 159V158H15ZM35 159H36V157H35ZM114 159V158H113ZM116 159H117V157H116ZM126 159V158H125ZM137 161H138V159H137V157L135 158ZM134 159V160H135ZM150 159V158H149ZM148 159V157L145 159V160H149ZM161 159V158H160ZM163 159V158H162ZM228 159V158H227ZM18 160V159H17ZM17 160H15V162L17 161ZM23 160V159H22ZM37 160H36V162H37ZM42 160V159H41ZM107 160V159H106ZM140 160V159H139ZM152 160V159H151ZM151 160H149V162L151 161ZM166 160V159H165ZM164 160V161H165ZM245 160V159H244ZM264 160V159H263ZM10 161V160H9ZM39 162H40V160H38ZM91 161V160H90ZM102 161V160H101ZM108 161V160H107ZM118 161V160H117ZM121 161H122V159H121ZM128 164H130L131 165V163H129V157H128ZM160 161V160H159ZM223 160H221V162H222ZM225 161H227V160H225ZM235 161V160H234ZM234 161H232V162H234ZM35 162V163H36ZM124 162H126V161H124ZM131 162H132V164H133V161H132V158H131ZM142 163H143V161H141ZM145 162V161H144ZM152 162V161H151ZM150 162V163H151ZM248 162V161H247ZM29 163V164H30ZM93 163H94V160H93ZM97 163V162H96ZM106 163V162H105ZM16 164V163H15ZM25 164V163H24ZM32 164V163H31ZM46 164V163H45ZM111 164H112V162H111ZM122 164V163H121ZM125 164H127V163H125ZM127 164V165H128ZM146 164H147V161H146ZM145 164V165H146ZM153 164V163H152ZM151 164V165H152ZM159 164V163H158ZM157 164V165H158ZM167 164V163H166ZM165 164V165H166ZM33 165H36V164H33ZM87 165V164H86ZM95 165H97V164H95ZM108 165H110V164H108ZM108 165H107V167H108ZM129 165V166H130ZM144 165V166H145ZM150 165V164H149ZM156 165V164H155ZM159 165H161V164H159ZM165 165H163V166H165ZM233 165H234V163H233ZM37 166H40V164L39 165H37ZM114 166V165H113ZM154 166V165H153ZM162 166V167H163ZM8 167V166H7ZM19 167V166H18ZM23 167H24V165H23ZM23 167H20V168H22V170L24 169ZM42 166H40V168H41ZM98 167L99 166H97V169H98ZM112 167V166H111ZM110 167V168H111ZM125 167H126V165H125ZM124 167V168H125ZM136 167V166H135ZM140 167V166H139ZM156 167V166H155ZM168 167V165L166 166V168ZM239 167V166H238ZM19 168V169H20ZM39 168V169H40ZM104 168V167H103ZM123 168V169H124ZM126 168H128V167H126ZM133 168H134V165H133ZM146 168V167H145ZM31 169V168H30ZM46 169L44 170L45 172H47L46 171ZM160 169H162V168H160ZM7 170H10V168L9 169H7ZM35 170V169H34ZM93 170V169H92ZM109 169H107L106 170V172L108 171ZM122 172L123 171H125V170H122V168L120 169ZM142 170V169H141ZM153 170V169H152ZM151 170V171H152ZM158 170V169H157ZM25 170H23L22 172H24ZM94 171V170H93ZM99 171V170H98ZM103 171V173H104V171L105 170H102ZM119 171V170H118ZM117 171V172H118ZM140 171V170H139ZM10 172V171H9ZM16 172H18V171H16ZM21 172V173H22ZM43 172V171H42ZM100 172V171H99ZM98 172V173H99ZM131 172V171H130ZM146 172V171H145ZM95 174H97L96 172H94ZM93 173V174H94ZM110 172L108 171V174H109ZM127 174H125V175H128V174H130V173H128V171L126 172ZM155 173V172H154ZM161 173V172H160ZM258 173V172H257ZM10 174H11V172H10ZM20 174V173H19ZM41 174V173H40ZM45 174V173H44ZM100 174H101V172H100ZM105 174V173H104ZM142 174V173H141ZM241 174V173H240ZM239 174V175H240ZM261 174V173H260ZM6 175V174H5ZM103 175V174H102ZM112 175V174H111ZM119 175H120V173H119ZM144 172H143V178H144ZM149 175V174H148ZM246 175H247V173H246ZM253 175V174H252ZM20 176V175H19ZM90 176V177H89ZM95 176V175H94ZM104 176V175H103ZM106 176V175H105ZM114 176H115V174H114ZM131 176V175H130ZM130 176H129V178H130ZM134 176V175H133ZM132 176V177H133ZM150 176H152V175H150ZM234 176V175H233ZM241 177H242V175H240ZM21 177V176H20ZM25 177V176H24ZM32 177V176H31ZM99 177H100V175H99ZM102 177V176H101ZM100 177V178H101ZM108 177V176H107ZM127 177V176H126ZM140 177H138V178H136V179H139ZM243 178V177H242ZM49 179V178H48ZM52 179V178H51ZM50 179V180H51ZM92 179V178H91ZM109 179V178H108ZM111 179V178H110ZM113 179V178H112ZM111 179V180H112ZM124 179H125V177H124ZM136 179L135 180H133L132 182H134V181H136ZM146 179V178H145ZM240 179V178H239ZM247 179V178H246ZM253 179V178H252ZM3 181H5V179L3 178L2 179ZM11 180V179H10ZM18 180H20V179H18ZM115 180V179H114ZM127 180V179H126ZM125 180V181H126ZM130 180H132V179H130ZM149 180V179H148ZM1 181V180H0ZM35 181V180H34ZM94 181H95V179H94ZM99 181V180H98ZM38 182V181H37ZM48 182V181H47ZM50 182V181H49ZM53 182V181H52ZM75 182V183H74ZM101 182V181H100ZM2 183V182H1ZM8 183H10V182H8ZM59 183V182H58ZM99 183V182H98ZM110 183H111V181H110ZM139 183V182H138ZM3 184H5V183H3ZM52 184V183H51ZM107 184V183H106ZM128 184V183H127ZM131 184H133V183H131ZM11 185V184H10ZM108 185V184H107ZM124 185V184H123ZM122 185V186H123ZM1 186V185H0ZM3 186V185H2ZM7 186V185H6ZM20 186H23V185H20ZM51 186H53V185H51ZM63 186H62V188H63ZM110 186V185H109ZM125 186V185H124ZM131 186H133V185H131ZM130 186V187H131ZM156 186H158V184L156 185ZM128 187H129V185H128ZM134 188H136L135 186H133ZM154 187V186H153ZM3 188V187H2ZM54 188H55V186H54ZM62 188H60V189H62ZM125 188V187H124ZM123 188V189H124ZM132 188V187H131ZM156 188V187H155ZM4 189H6V188H4ZM4 189H1L0 190V192H2V191H4ZM19 189V188H18ZM49 189V188H48ZM122 189V188H121ZM123 189H122V191H123ZM128 189V188H127ZM126 189V191H128ZM152 189V188H151ZM63 190V189H62ZM73 190V191H74ZM125 190V189H124ZM131 190V189H130ZM130 190H129V192H130ZM154 190V189H153ZM242 190V189H241ZM66 191V190H65ZM71 191V190H70ZM144 191V190H143ZM158 191V190H157ZM157 191H155V192H157ZM9 192V191H8ZM21 192V191H20ZM60 192V191H59ZM67 192H68V190H67ZM128 192V193H129ZM135 192V191H134ZM133 192V193H134ZM139 192V190H138V188H137V192L136 193H138ZM239 192V191H238ZM4 193V192H3ZM66 193V192H65ZM127 193V192H126ZM131 193V192H130ZM129 193V194H130ZM17 194V193H16ZM20 194H22V193H19V196H21ZM71 194V193H70ZM139 194H142V192L140 193L139 192ZM148 194V193H147ZM2 195V194H1ZM58 195V194H57ZM75 195V194H74ZM135 195V194H134ZM245 195V194H244ZM13 196H14V194H13ZM69 196V195H68ZM72 196V195H71ZM70 196V197H71ZM135 196H137V194L135 195ZM148 196V195H147ZM17 197V196H16ZM59 197V196H58ZM73 197V196H72ZM129 198H130V196H128ZM145 197V196H144ZM3 198V197H2ZM56 198H57V196H56ZM60 198V197H59ZM58 198V199H59ZM62 199H63V201H65L64 200V198L63 197H61ZM76 198V197H75ZM136 198V197H135ZM15 199V198H14ZM138 199V198H137ZM145 199H147V198H145ZM145 199H144V201H145ZM53 200H55V199H53ZM78 200V199H77ZM149 200V199H148ZM1 201V200H0ZM16 201H18V200H16ZM52 201V199L51 200H49V203ZM58 201V200H57ZM60 201H61V199H60ZM68 201H69V199H68ZM12 202V201H11ZM54 202V201H53ZM66 202V201H65ZM64 202V203H65ZM139 202H141V201H139ZM146 202V201H145ZM7 203V202H6ZM10 203V202H9ZM13 203V202H12ZM64 203H62L63 205H64ZM5 204V203H4ZM20 204H18L17 206H16V208H18L19 209V207H21V206H19ZM58 204H59V202H58ZM60 204H61V202H60ZM68 204V203H67ZM66 205V204H65ZM81 205V204H80ZM85 205H83V206H85ZM49 206V205H48ZM47 206V207H48ZM52 206V205H51ZM57 206V205H56ZM10 207V206H9ZM58 207V206H57ZM75 208V209H74ZM88 208V207H87ZM89 208V209H90ZM17 209V210H18ZM21 209H23V207L21 208ZM52 209V208H51ZM1 210V209H0ZM6 210V209H5ZM11 210V209H10ZM14 211H15V209H13ZM25 210V209H24ZM23 210V211H24ZM60 209H58V211H59ZM19 211V210H18ZM27 211V210H26ZM20 212V211H19ZM50 212H54V211H51L50 210ZM63 212L64 213H62V211L60 212V214H65L66 215V212L63 210ZM67 212V213H68ZM11 213V212H10ZM48 213V212H47ZM16 214V213H15ZM18 214H20V213H18ZM17 214V215H18ZM25 214V213H24ZM55 214H58L57 212L55 213ZM1 215V214H0ZM12 215H14L13 213H12ZM1 216H3V214L1 215ZM5 216V215H4ZM22 216H23V212H22ZM25 216V215H24ZM23 216V217H24ZM58 216H59V218H60V215L58 214ZM70 216V215H69ZM142 216V217H141ZM8 217V216H7ZM50 218L52 217V216H49ZM48 217V218H49ZM61 217H63V216H61ZM140 217V218H139ZM18 218V217H17ZM63 218H65V217H63ZM84 218V219H83ZM23 219H25V218H23ZM67 219V218H66ZM69 219V218H68ZM50 220V219H49ZM165 220H167V219H165ZM23 221V220H22ZM52 221V220H51ZM21 222V221H20ZM141 222V221H140ZM139 222V224H141ZM144 222V224H146ZM53 223V222H52ZM68 223V222H67ZM143 223V222H142ZM20 224V223H19ZM22 224V223H21ZM18 225V224H17ZM37 225V226H36ZM149 225V224H148ZM13 226H15L14 224H13ZM142 226V225H141ZM18 227H20V225L18 226ZM23 227V226H22ZM22 227H21V230H22ZM15 228H17V227H15ZM24 228V227H23ZM26 228V227H25ZM33 228V229H34ZM30 228H27V230L30 232V230H29ZM35 229V230H36ZM142 229V228H141ZM15 230H17V229H15ZM14 230V231H15ZM18 230H20V228L18 229ZM20 230V231H21ZM35 230L33 231V232H35ZM140 230V229H139ZM144 230V229H143ZM13 231V230H12ZM25 231V230H24ZM23 231V232H24ZM38 231V230H37ZM36 231V232H37ZM153 231V230H152ZM16 232V231H15ZM14 232V233H15ZM18 232V231H17ZM16 232V233H17ZM23 232H22V234L19 232V234H21L22 236H23ZM27 232V231H26ZM29 232H27V233H29ZM32 232V233H33ZM41 232V231H40ZM138 232V231H137ZM39 233H37V235H35V236H37V239L40 237V235H38ZM137 234V233H136ZM138 234H140V233H138ZM25 235H27L26 233H25ZM44 235V234H43ZM42 235V237H44ZM47 235V237H49ZM149 235V234H148ZM32 236V235H31ZM30 236V237H31ZM34 236V235H33ZM39 236V237H38ZM106 236H109L107 239H106ZM137 236V235H136ZM143 237H145V236H143ZM24 238V237H23ZM35 238V237H34ZM125 238V239H126ZM140 238V237H139ZM29 238H27V240H28ZM33 239V238H32ZM37 239H35V241H36V245H38L37 244ZM47 239V238H46ZM49 239V238H48ZM51 239V238H50ZM49 239V240H50ZM34 240V239H33ZM42 241H43V238L41 239ZM54 240H52L53 242H51V245L50 244H48V245H50V246H52V243H53V245H54ZM111 240V242H112V239H110ZM110 240H109V243H110ZM18 241H19V239H18ZM120 241V240H119ZM125 241V240H124ZM25 242H27V241H25ZM39 242V241H38ZM120 242H122V241H120ZM119 242V243H120ZM130 242V241H129ZM20 243V242H19ZM29 244H31L32 245V243H30V241L28 242ZM27 243V244H28ZM47 243V242H46ZM45 243V244H46ZM56 243H55V247H56ZM65 243V242H64ZM108 243V242H107ZM106 243V244H107ZM108 243V244H109ZM113 244H110V245H115V247H117L118 246V244H116V242H114V240H113V242H112ZM115 243V244H114ZM29 244L27 245V247H29ZM39 244H40V242H39ZM44 244V243H43ZM61 243L59 244V246H61L62 245ZM67 244H69V243H66V245ZM30 245V246H31ZM47 245V244H46ZM65 245V244H64ZM101 245V244H100ZM105 245V244H104ZM103 245V246H104ZM117 245V246H116ZM120 245V244H119ZM26 246V245H25ZM33 247L32 248H34V250H35V247H37V246H35L34 247V243H33V245H32ZM39 246V245H38ZM41 246V245H40ZM45 246V245H44ZM71 246H69V245H67V247H69L70 249H71ZM106 246V245H105ZM104 246V247H105ZM14 247H16V246H14ZM20 246H18V248H19ZM21 247H22V245H21ZM43 247V246H42ZM41 247V248H42ZM47 248L49 247V246H46ZM55 247H52L53 249H55ZM66 246H62V251H63V248H65ZM97 247V246H96ZM100 247H102V246H100ZM99 247V248H100ZM106 247H107V250H106ZM104 249L106 250V254L108 255V257H111L112 256V254H115L116 252H117V250L115 249V251L116 252H114V253H111V252H108V250H110L111 249V247H110V249H109V245H107ZM119 247V246H118ZM118 247H117V249H118ZM17 248V247H16ZM23 248H24V246H23ZM30 248V247H29ZM40 248V247H39ZM39 248L37 249V250H39ZM52 248H50L49 247V250L48 251H50V249H51V251H52ZM57 248V247H56ZM85 248V249H84ZM119 248H121V247H119ZM20 249H22V248H20ZM45 249V248H44ZM43 249V250H44ZM58 249V250H57ZM56 249V251H60L59 250V247ZM66 249V248H65ZM43 250H42V252H43ZM69 250V249H68ZM74 250V251H73ZM94 250V249H93ZM97 250V249H96ZM95 250V251H96ZM13 251H16V250H13ZM13 251H11L12 253H13ZM24 251V250H23ZM22 251V252H23ZM26 251V250H25ZM29 251V250H28ZM30 251H31V248H30ZM36 251V250H35ZM56 251H54V252H56ZM103 252V250H102V248L100 249V252ZM21 251L20 252H18L17 251V253L16 254H20V255H24L23 253H22ZM40 252H41V249H40ZM40 252H39V254H40ZM41 252V253H42ZM45 252H46V249H45ZM44 252V253H45ZM54 252H53V255H55L54 254ZM61 252V251H60ZM89 252H90V250H89ZM100 252H98V253H100ZM101 252V253H102ZM128 252V251H127ZM36 253V252H35ZM37 253H38V251H37ZM36 253V254H37ZM47 253V252H46ZM45 253V254H46ZM56 253H58V252H56ZM85 253V252H84ZM98 253H97V255H98ZM105 253V252H104ZM118 253V252H117ZM16 254H15V256H16ZM30 254V253H29ZM49 254V253H48ZM47 254V255H48ZM62 254V253H61ZM80 254V253H79ZM93 254V253H92ZM96 254V253H95ZM95 254L93 255V257H94V259H95ZM11 255V254H10ZM19 255V256H20ZM28 255V254H27ZM27 255H24V256H27ZM32 255H34V253H32V254H30V259H31V256ZM50 255V254H49ZM51 255H52V253H51ZM58 255V254H57ZM60 255V254H59ZM83 255V254H82ZM91 255V254H90ZM117 255V254H116ZM118 255H120V253H118ZM129 255V254H128ZM131 255V254H130ZM35 256V258H36V255H34ZM60 256H62V255H60ZM59 256V257H60ZM98 256H100V254L98 255ZM98 256H96L97 257V261L99 260V258L100 257H98ZM102 256H104L103 255V253H102ZM101 256V257H102ZM115 255H113V258H115L114 257ZM12 257H14V256H12ZM23 257V256H22ZM20 258L21 260L23 259V258ZM28 257V256H27ZM85 257V256H84ZM92 257V258H93ZM35 258H34V261H37V260H41L40 258H36L37 260H35ZM66 258H64V259H66ZM112 258V259H113ZM9 259V258H8ZM20 259L18 260V261H20ZM24 259H25V257H24ZM32 259H33V256H32ZM61 259H62V257H61ZM64 259H63V261H64ZM87 259H88V257H87ZM89 259H91V258H89ZM88 259V260H89ZM102 259V258H101ZM100 259V260H101ZM109 259V258H108ZM111 259V260H112ZM11 260V259H10ZM16 260V259H15ZM44 260V259H43ZM43 260H42V262H43ZM85 260H86V258H85ZM84 259H82L81 261H85ZM87 260V261H88ZM91 260H93V259H91ZM106 260V259H105ZM110 260V261H111ZM114 260V259H113ZM152 260V259H151ZM151 260H150V262H151ZM8 261V260H7ZM12 261V260H11ZM32 261V260H31ZM61 261V260H60ZM62 261V262H63ZM94 262H95V260H93ZM97 261H96V263H97ZM149 261V260H148ZM153 261H156L155 260V258H154V260ZM199 261V260H198ZM10 262V261H9ZM14 262V261H13ZM17 262V261H16ZM15 262V263H16ZM38 262V261H37ZM45 262V261H44ZM64 262H66V261H64ZM64 262H63V264H64ZM88 262H91V261H88ZM86 263V264H89V263ZM103 262V261H102ZM101 262V263H102ZM117 262V261H116ZM12 263V262H11ZM20 263H21V261H20ZM25 263H26V261H25ZM38 263H40V261L38 262ZM67 263V262H66ZM82 263V262H81ZM81 263H79V264H81ZM92 263V262H91ZM100 263V264H101ZM109 263V262H108ZM115 263V262H114ZM118 263V262H117ZM10 264V263H9ZM23 264V263H22ZM33 264V263H32ZM69 264H71V263H69ZM82 264H84V263H82ZM95 264V263H94ZM97 264H99V262L97 263ZM103 264H105L104 262H103ZM111 264H113L112 262H111Z\"/></svg>", "mask_w": 264, "mask_h": 264}]
</instances>
